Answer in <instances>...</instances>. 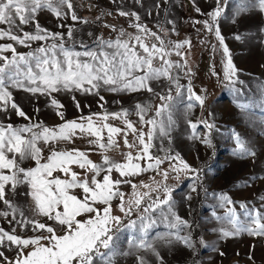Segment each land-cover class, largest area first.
I'll return each mask as SVG.
<instances>
[{
	"label": "snow or ice",
	"instance_id": "snow-or-ice-1",
	"mask_svg": "<svg viewBox=\"0 0 264 264\" xmlns=\"http://www.w3.org/2000/svg\"><path fill=\"white\" fill-rule=\"evenodd\" d=\"M140 2L141 0H136V3ZM229 2L230 0H216L215 9L207 13L208 19L194 23L202 24L220 43L225 54V60L222 61L224 79L234 85L238 79V70L232 63L219 26ZM159 7L157 4V8ZM43 10L52 12L56 17L67 19L70 16L73 21L89 23L87 18L82 19L77 15L72 0H0V24L7 26L0 28V39L7 38L14 42L0 43V109L7 111L10 106L19 116L30 119L15 103L10 88L48 96L61 91L81 92L94 94L104 100L100 96L101 90L112 93L145 90L159 95L155 93L151 82L162 79L168 81L169 87L165 94L159 95L161 103L155 109L150 104L135 106L141 128H137L128 119V109L113 113L107 110L103 113H91L80 116L77 120H64V113L58 111L57 115L64 122L54 127L42 122L19 127L0 123V202L9 209L0 212V216H11L9 224L15 222L37 233L30 237L21 236L14 229L9 232L0 227V246H5L7 241V246L15 245L17 251L15 260L7 261L5 258L4 264H114L117 255L130 254L121 252L117 245L116 233L122 227L139 232V235H133L128 241L130 249L149 251L159 259L160 264H164L155 241L149 239V232L157 226L158 220L169 230L157 233L156 239L167 245L180 243L194 250L195 241L191 232L186 231L191 225L173 210L172 188L164 181L168 179L169 169L177 173V177L182 171H188L197 173V178L198 170L191 168L178 153L173 156L171 149L165 150L162 147L165 139L171 140L170 133L175 125L174 112L177 104L184 101L181 90L185 85L180 83L181 73L185 76L192 74L186 58L188 54L182 51L186 46L191 47L190 40L178 42L167 39L168 29L163 25H158V31H153L141 22L138 13L121 9L118 14L132 19L131 27L136 30L134 33L120 28L115 39L97 37L94 47L81 43L83 51H77L74 45L66 46L63 33H50L39 25L36 17ZM196 11L200 12V9L196 8ZM255 11L264 15V0H237L232 22L235 23L242 14ZM29 24L34 25V32L23 31V26ZM106 26L116 30L114 25ZM171 30L175 31V28ZM72 31L69 28L68 39H71ZM49 40L50 43L41 44L27 52H19L14 46L22 45L31 49L32 42ZM213 49L215 50V46ZM173 54L182 59H171ZM172 85L175 86V96L172 95ZM260 88L264 96V85ZM187 93V100L190 101L186 104L187 109L194 106L191 101L204 105L206 97L193 94L190 83ZM73 100L75 101V96ZM51 103L57 108L62 107L54 98ZM260 103L264 105V99ZM76 107L80 108L79 102H76ZM100 107L103 108V104ZM237 107L242 111H250L254 102L237 101ZM153 111L154 115L149 116ZM110 119L121 120L123 126H113L108 122ZM189 123L195 133L198 124L191 121ZM198 123H203L209 133L215 127L207 121ZM129 133L133 134L131 142L128 139ZM77 135L87 137L89 145L98 147L104 153L103 163H94L89 159L88 153L80 149L56 150L57 142H72ZM118 136L129 149L123 162H117L107 155L110 150L119 149L116 139ZM234 136L238 145L236 154L254 157L255 152L246 145L239 133L234 132ZM155 140H159L161 150L165 151L163 157L153 156L151 152L156 146ZM202 142L212 147L209 136H205ZM41 143L50 146V154L43 163V148L39 146ZM26 160L35 161L36 167H22ZM166 160L178 161V164L170 163L169 169H161L160 166ZM141 161L146 162V167L142 166ZM73 164L86 173H92L91 180L87 175L81 177L73 171ZM113 170L123 179L113 180ZM149 170H155L162 176V181H155V188L143 181L139 185L133 184L129 179ZM58 171L64 174V179L53 175ZM101 173L104 175L97 179ZM121 184H128L133 189L128 200H125V193L119 189ZM19 185L28 187L26 195L32 199L36 215L58 224L63 230L62 234L47 223L25 218L24 211L8 198V193H15ZM76 188L82 190V197L72 193L71 190ZM141 188L147 191H141ZM153 193H156L155 197ZM219 199V207H225L227 211L224 216L214 214V218L231 226V230L224 227L218 229L222 238L239 235L241 232L264 236V212L249 209L246 204L241 203L243 215L251 220V224H248L239 218L235 207H227L234 203L230 197L221 194ZM113 200H119L118 208L123 217L113 214ZM157 210L159 216L154 217L152 214ZM133 212L137 215L138 227L137 220L130 219L128 224H124V217L130 218ZM17 216L22 219L17 220ZM0 256H3L2 252ZM138 264H148V261L143 256H138Z\"/></svg>",
	"mask_w": 264,
	"mask_h": 264
},
{
	"label": "rangeland",
	"instance_id": "rangeland-1",
	"mask_svg": "<svg viewBox=\"0 0 264 264\" xmlns=\"http://www.w3.org/2000/svg\"><path fill=\"white\" fill-rule=\"evenodd\" d=\"M72 2L77 15L82 19L87 18L89 23H83L82 20L73 21L70 16L67 19L56 17L48 10L39 12L36 19L39 25L50 33H63L66 46L74 45L77 51H83L81 43L94 47L97 37L115 39L120 28L134 33L136 30L131 27L132 19L118 14L121 9L138 13L141 22L153 31H158V25H163L168 29L167 39L178 42L187 39L191 42V47L186 46L182 51L188 54L186 58L192 74L185 76L181 73L180 83L185 85V88L181 90L184 101L182 104H177L174 112L175 125L170 133L171 140L165 139L162 147L165 150L171 149L173 156L178 153L179 157L191 168L197 169L198 178L197 173L188 171H182L177 177V173L169 169V164H178V161L166 160L160 168L169 169L168 179L164 183L172 188L173 210L191 225L186 231L191 232L195 248L193 250L180 243L167 245L162 240L156 239L157 233L169 230L158 220L157 226L149 232V239L155 241V246L164 264H264V236L241 232L239 235L222 238L218 229L224 227L231 230V226L214 218V214L224 216L227 211V208L219 207L221 194H226L231 198L234 203L227 207H235L239 218L248 224H251V220L243 215L244 209L240 207L241 203L246 204L249 209L264 212V105L260 103L264 99L260 88L264 85V31H262L264 15L258 11L242 14L233 23L232 14L237 0H230L224 10V15L220 18L219 26L224 37V44L227 45L232 63L238 70L237 82L232 85L224 79L222 61L225 60V54L220 43L213 33L204 29L202 24L194 23L208 19L207 13L215 9L216 0H194V2L193 0H141L140 3H136V0H72ZM157 4L160 5L159 8ZM97 6L113 8L114 13L102 17L96 10ZM196 8H199L200 12H197ZM147 11H153V21L145 20L143 12ZM106 25H114L116 30ZM6 27L0 24V28ZM173 27L175 31L171 30ZM69 28L73 30L71 39L67 37ZM23 31L34 32V25L23 26ZM237 36L240 38L237 39ZM201 41L205 42L201 43ZM50 42V40L32 42L31 49L22 45L14 46L19 52H27ZM0 43L14 42L5 38L0 39ZM5 54L10 55V53ZM171 59L177 60L182 57L173 54ZM241 81L243 83H240ZM189 83L193 94L206 97L203 106L197 101H191L194 106L190 110L186 108V104L190 103L187 100ZM151 86L155 93L163 95L169 83L162 79L152 81ZM171 87L172 95L175 96V86ZM235 89L239 91L236 92ZM9 90L12 92L15 103L30 118L19 116L10 106L7 111L0 109V123L16 127L33 122H42L46 126L54 127L64 122L57 115L58 111L64 113V120H77L80 116H88L91 113H103L105 110L113 113L128 109L130 113L128 119L133 121L137 128H141L142 125L139 124L135 114V106L150 104L155 109L161 103L159 95L145 90L121 93L101 90L100 96H103L104 100H100L99 96L94 94L81 92L61 91L48 96L33 94L24 89L10 88ZM73 96H75V101ZM53 98L62 105L61 108L52 105ZM237 101H252L254 107L250 111H242L237 107ZM76 102H79V109L76 107ZM101 104L103 108L100 107ZM151 115H154V111L149 113V116ZM189 121L198 124L195 133ZM199 121H207L215 127L209 133L203 123H198ZM108 122L113 126H123L119 119H110ZM234 132L239 133L246 145L255 152L254 157L236 154L238 145ZM205 136L210 137L212 147L202 142ZM116 139L119 149H112L107 155L117 162H123L125 153L129 149L124 145L121 137L118 136ZM128 139L130 142L133 140L132 133H129ZM154 143L156 146L151 149L153 156L163 157L165 151L161 150L159 140H155ZM39 146L43 148V159L41 160L43 163L50 154V146L43 143ZM55 148L56 150L80 149L87 152L89 159L94 163H103L104 153L98 147L89 145L87 137L82 138L77 135L72 142L59 141ZM141 164L146 167L145 161H141ZM21 166L34 168L36 163L33 160H26ZM71 167L81 177L87 175L91 180L92 173H86L84 169L75 164ZM53 175H59L61 179L65 178L64 174L59 171ZM103 175L104 173H101L97 179H101ZM111 175L113 180L123 179L115 170ZM129 179L133 184L139 185L143 181L155 188V181H162V176L155 170H149L129 177ZM119 189L125 193V200H128L133 191L131 186L121 184ZM140 190L147 191L143 188ZM27 191L26 185H19L15 193H8V198L24 211L25 218L47 223L56 228L57 233L62 234L63 230L58 224L46 217L36 215L33 211L32 199L26 195ZM71 191L78 197L83 196L79 188ZM155 195L156 193H153L154 197ZM161 198H163L162 189ZM118 204L119 200L112 201L113 214L123 217ZM2 211H9V209L7 205L0 202V212ZM195 214L200 231L198 239H195L192 234V217ZM152 215L158 217L159 211L157 210ZM10 219H12L11 216L7 218L0 216V227H3L5 231L11 232L14 229L16 234L29 237L37 234L21 227L18 223L9 224ZM16 219L22 218L17 216ZM130 219L137 220V227L139 226L135 212L130 218L124 217V224H128ZM43 234L47 235L46 232ZM116 235L119 250L130 254L117 255L114 264H138V256H143L148 264H160L159 259L151 252L130 249L128 241L133 235H139L138 230L122 227ZM0 252L3 253V256H0V264H4L5 258L7 261H14L17 255L16 246H7V241L5 246H0Z\"/></svg>",
	"mask_w": 264,
	"mask_h": 264
},
{
	"label": "trees",
	"instance_id": "trees-1",
	"mask_svg": "<svg viewBox=\"0 0 264 264\" xmlns=\"http://www.w3.org/2000/svg\"><path fill=\"white\" fill-rule=\"evenodd\" d=\"M192 234L193 236L195 237V239L197 238L198 239V236L200 234V231L198 230L199 229V224H198V221H197V217H196V214L194 217H192Z\"/></svg>",
	"mask_w": 264,
	"mask_h": 264
},
{
	"label": "built area",
	"instance_id": "built-area-1",
	"mask_svg": "<svg viewBox=\"0 0 264 264\" xmlns=\"http://www.w3.org/2000/svg\"><path fill=\"white\" fill-rule=\"evenodd\" d=\"M96 10L99 12V14L102 17L108 16V13H111V15L114 13V9L113 8H109V7H100V6H97Z\"/></svg>",
	"mask_w": 264,
	"mask_h": 264
},
{
	"label": "crops",
	"instance_id": "crops-1",
	"mask_svg": "<svg viewBox=\"0 0 264 264\" xmlns=\"http://www.w3.org/2000/svg\"><path fill=\"white\" fill-rule=\"evenodd\" d=\"M150 13H151V15H149V11H147L146 13L143 12V16H144L146 21H153L154 13H153V11H150Z\"/></svg>",
	"mask_w": 264,
	"mask_h": 264
}]
</instances>
